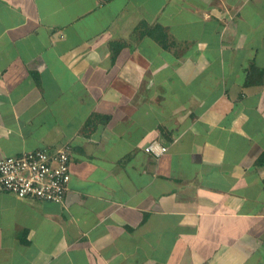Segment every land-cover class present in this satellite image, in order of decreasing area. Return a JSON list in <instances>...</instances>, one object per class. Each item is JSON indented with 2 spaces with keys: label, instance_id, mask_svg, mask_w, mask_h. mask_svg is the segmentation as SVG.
Wrapping results in <instances>:
<instances>
[{
  "label": "crops",
  "instance_id": "0c3cea01",
  "mask_svg": "<svg viewBox=\"0 0 264 264\" xmlns=\"http://www.w3.org/2000/svg\"><path fill=\"white\" fill-rule=\"evenodd\" d=\"M61 146L0 264H264V0H0V158Z\"/></svg>",
  "mask_w": 264,
  "mask_h": 264
},
{
  "label": "built area",
  "instance_id": "2783aa9c",
  "mask_svg": "<svg viewBox=\"0 0 264 264\" xmlns=\"http://www.w3.org/2000/svg\"><path fill=\"white\" fill-rule=\"evenodd\" d=\"M156 147L151 144L146 149L157 154L167 150ZM70 171L68 146L35 149L0 158V185L20 198L61 203L69 189Z\"/></svg>",
  "mask_w": 264,
  "mask_h": 264
},
{
  "label": "trees",
  "instance_id": "16d2710c",
  "mask_svg": "<svg viewBox=\"0 0 264 264\" xmlns=\"http://www.w3.org/2000/svg\"><path fill=\"white\" fill-rule=\"evenodd\" d=\"M160 29V28H159Z\"/></svg>",
  "mask_w": 264,
  "mask_h": 264
}]
</instances>
